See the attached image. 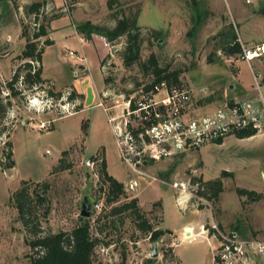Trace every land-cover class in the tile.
I'll return each mask as SVG.
<instances>
[{
	"label": "rangeland",
	"instance_id": "rangeland-1",
	"mask_svg": "<svg viewBox=\"0 0 264 264\" xmlns=\"http://www.w3.org/2000/svg\"><path fill=\"white\" fill-rule=\"evenodd\" d=\"M47 1H0V264H32L35 255L29 243L33 235L12 202L13 193L23 181L31 183L33 189L41 182L50 184L45 192L48 216L42 217L44 207L37 209L44 234L71 231L79 222L86 198L101 204V209H94L89 217L92 234L100 239L94 264H145L149 259L153 264H212L209 240L203 236L182 240L185 225H193L195 234L216 223L264 240V132L251 139L230 136L222 144L211 143L198 150L148 160L139 172L122 161L112 131L115 121L112 123L110 118L117 113L121 116L118 122L124 124L126 100L137 96L138 85L150 84L154 78L137 65L124 66L120 52L126 47V37L108 43L99 33L92 34L91 40L83 36L89 46H82L70 34L67 38L55 34L51 45L43 44L46 38L40 39V45H44V83L28 89L21 79L14 85L19 95L8 99V83L17 72L22 76L28 72L29 60L20 56L38 22L31 6ZM50 1L57 17L40 18L47 25L49 39L51 22L62 17L76 30L88 21L114 28L115 19L138 12L137 25L146 40L142 57L147 59L154 53L163 67L180 70L182 86L191 96L189 84L198 96L213 92L217 97L228 90L235 69L222 47V36L234 29L239 39V9L248 8L256 20L244 22L243 32L251 30L256 35L264 29V0L251 5L244 0H229L228 5L225 0H117L113 10L109 9V0H75L68 12L62 10L60 0ZM149 30L161 31L162 38L156 39ZM71 51L87 57L84 61L88 72L80 69L79 59L71 56ZM98 51L104 52L100 64ZM235 59L242 60L240 56ZM32 66L38 68L39 63L34 61ZM243 66L245 85L250 89L252 79L247 64ZM105 78L109 83L104 82ZM73 92L76 95L72 99ZM9 151L15 166L6 169ZM65 151L69 152L67 156H63ZM62 157L70 168L54 170ZM89 160L95 164L88 165ZM103 160L108 173L125 185L127 198L117 205L138 198L152 225L172 234L152 241L139 230L132 212L108 217L112 206L106 204ZM218 179L224 184L219 200L197 193L196 184L202 187ZM238 188L256 191L263 197L258 201L241 197ZM100 214L105 217L98 222Z\"/></svg>",
	"mask_w": 264,
	"mask_h": 264
},
{
	"label": "trees",
	"instance_id": "trees-1",
	"mask_svg": "<svg viewBox=\"0 0 264 264\" xmlns=\"http://www.w3.org/2000/svg\"><path fill=\"white\" fill-rule=\"evenodd\" d=\"M117 0H109L108 6L110 10H113V5ZM46 4V3H45ZM43 2L35 3L31 6V12H36L38 22H35V32L32 39L29 38L25 49L20 56V59H28L29 63L26 65L27 74L21 75V72H17L12 81L8 83L7 89L11 93L7 96L16 98L19 95V91L14 87L21 79L22 83L26 85L28 89H31L38 84L44 83L41 78V60L44 52V45H51L52 40L47 38L48 31L47 25L41 23L40 14L43 11V19L49 15L51 19H55L54 13L46 14ZM138 13V12H137ZM132 16L123 15L122 18L115 19L116 25L114 28H102L98 25L88 21L84 24L78 25L76 28L86 39L91 40L92 34L99 33L105 37L108 43H112L115 40L126 37V47L120 52L121 59L125 67H131L137 65L141 71L146 75H152L154 78L150 84L138 85L135 90H139L142 86L149 91L154 85L163 81L169 84L182 85L180 76V70L170 71L168 67H163L156 54L151 53L147 59H144L141 55L142 45L145 38L142 37L140 27L137 25L138 14ZM54 17V18H52ZM117 18V16H115ZM150 35L156 39H160L163 33L158 30H149ZM26 32H24V35ZM26 36V35H25ZM46 38L43 42L44 45H40V39ZM222 47H224L225 54L228 56L238 55L242 53V45L238 41V37L234 33L223 34ZM36 61L39 63L38 68H33V63ZM105 60L103 61V63ZM109 79L105 78L104 82L109 83ZM75 92L71 94V98L75 97ZM83 99V95H81ZM10 104V102H9ZM6 112V110H5ZM256 131H243L237 134L239 139H247L255 136ZM223 141H219L218 144H222ZM9 147L12 145L9 143ZM68 151L63 152V156H67ZM12 151L7 152L8 164L6 169H11L15 166L13 160ZM94 159H98L95 156ZM70 168V165L65 164L64 157L59 160L58 166H55L54 170H66ZM223 175L229 176L227 172H223ZM101 178L104 186L106 185V204L112 206L109 216L113 217L125 212H132L135 215V219L138 221L137 225L139 230L150 237L152 241L161 239L165 234H172L169 230L156 229L150 220L145 216L144 212L139 206V199L133 198L123 204H118L122 199L127 198L124 183L120 182L107 171L105 160L102 161ZM198 186L197 193L202 196H206L208 199L217 201L221 194L224 192V184L222 179L209 181L204 186ZM31 183L23 181L21 186L13 193L12 202L18 210L19 217L22 220L26 229L33 235V239L30 240V246L35 251V255L31 258L32 264H94V253L97 245L100 243V239L94 237L92 234V220L90 218L79 217L78 224L69 232L60 231L58 233H43L41 231L40 216L37 213L38 207L43 208L44 214L42 217H47L50 211L49 204H47V197L45 192L49 189L50 184L48 182H41L35 185V189L32 188ZM41 190V191H40ZM237 194L241 197L247 196L250 200L258 201L263 197L261 194L253 190H246L242 188L237 189ZM47 204V205H46ZM96 214L97 212L94 211ZM106 216V217H107ZM105 216L100 214L97 217V221L100 222ZM145 264H153V260L149 259Z\"/></svg>",
	"mask_w": 264,
	"mask_h": 264
},
{
	"label": "built area",
	"instance_id": "built-area-1",
	"mask_svg": "<svg viewBox=\"0 0 264 264\" xmlns=\"http://www.w3.org/2000/svg\"><path fill=\"white\" fill-rule=\"evenodd\" d=\"M1 1V0H0ZM63 11H70L75 0H60ZM227 5L229 0H225ZM255 4L258 0H244ZM46 14L53 13L48 0ZM43 16V11L40 18ZM71 56L77 54L70 52ZM80 61L83 57L76 56ZM242 60L252 62L264 58V43L253 47L242 46ZM103 105L102 103L100 106ZM121 116H112L121 159L135 171L141 170L148 160L171 156L224 141L243 131L264 132V105L252 99L224 102L216 110L197 115L192 109V96L182 85L166 81L154 85L149 91L139 88L137 96L126 100L125 122ZM124 117V115H123ZM93 166L95 162L88 161ZM101 209V204H93ZM213 252L212 264H264V240L244 236L237 230L222 228L213 223L203 229Z\"/></svg>",
	"mask_w": 264,
	"mask_h": 264
},
{
	"label": "crops",
	"instance_id": "crops-1",
	"mask_svg": "<svg viewBox=\"0 0 264 264\" xmlns=\"http://www.w3.org/2000/svg\"><path fill=\"white\" fill-rule=\"evenodd\" d=\"M260 17V16H259ZM255 17L251 13V10L248 8H242L239 9L236 15V21L239 25V39L238 41L241 42L240 44L245 47H253L255 45L264 43V29H259V33L255 35L256 32H243V25L244 22L248 23L249 21H256L254 19ZM264 18V16H262ZM259 23H261V19H258ZM51 25H53L52 30L49 34V37L51 36V40L54 39L55 34H58L60 37H65L72 35L73 37H76V39L80 42L82 46H89L88 42L85 41V38L83 35H79L75 27H71L69 25V20L66 19V17H62L61 19L58 20H53L51 22ZM55 25V26H54ZM69 25V26H68ZM71 27V28H70ZM86 46V47H87ZM83 53V52H82ZM85 54V53H83ZM104 52L100 53L98 51V61L100 64V61L103 57ZM227 55V54H226ZM241 54L238 55H233V56H228V58H232V63H234L233 68L234 73H233V78H230L229 81V86L227 91H221V94L218 95L217 97L213 96V92L211 94H205V95H200L198 96L197 94H194L193 87L190 86L189 88L192 91V109L194 113L197 115H202L208 112H212L216 110L220 105H222L224 102H234V101H240L244 99H252L259 103L260 105H264V58L262 59H256L252 62H247L245 60H240V59H235L237 56H240ZM87 57L85 55H81L79 57ZM241 58V57H240ZM79 61V67L84 68L85 71H89V66L87 61ZM243 63H246L247 66L246 69L249 72V75L251 76V82L253 83V86L248 89V86L245 85V73H244V66ZM232 82V83H231ZM256 85V86H255ZM257 87V90L256 88ZM99 96V92H98ZM100 101V98H99ZM101 102L98 103L100 105ZM106 111H110L109 109H106ZM113 116H119L117 113ZM112 131L114 133V128L112 126ZM259 134H256L253 137L247 138L251 139L256 137ZM236 137V136H235ZM187 228H194L193 225H185L183 228V235H182V240H187L191 241L194 238H197L199 236L206 237L204 233H195L193 236L189 239L185 237L186 234V229ZM208 240V238L206 237ZM212 251V249H211ZM213 254V252H212ZM213 262V259H212Z\"/></svg>",
	"mask_w": 264,
	"mask_h": 264
},
{
	"label": "water",
	"instance_id": "water-1",
	"mask_svg": "<svg viewBox=\"0 0 264 264\" xmlns=\"http://www.w3.org/2000/svg\"><path fill=\"white\" fill-rule=\"evenodd\" d=\"M95 202L91 199L86 198L82 204V210L80 216L84 218H89L93 214V204Z\"/></svg>",
	"mask_w": 264,
	"mask_h": 264
},
{
	"label": "bare ground",
	"instance_id": "bare-ground-1",
	"mask_svg": "<svg viewBox=\"0 0 264 264\" xmlns=\"http://www.w3.org/2000/svg\"><path fill=\"white\" fill-rule=\"evenodd\" d=\"M66 108V107H65ZM193 230L194 229H192V228H187L186 229V238L188 239L189 238V236L193 233ZM191 233V234H190ZM190 234V235H189ZM194 234V233H193Z\"/></svg>",
	"mask_w": 264,
	"mask_h": 264
}]
</instances>
